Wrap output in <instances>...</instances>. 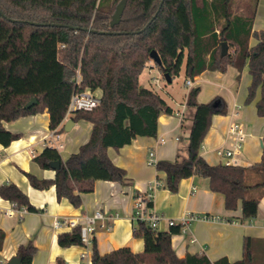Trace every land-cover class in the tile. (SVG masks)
<instances>
[{"label":"trees","instance_id":"1","mask_svg":"<svg viewBox=\"0 0 264 264\" xmlns=\"http://www.w3.org/2000/svg\"><path fill=\"white\" fill-rule=\"evenodd\" d=\"M121 1L0 0L1 145L8 147L22 138L5 128V123L21 118L48 113L50 129L58 130L78 87V74L81 90L101 95L98 107L71 116L74 122L92 124L89 140L77 152L64 160L58 150L46 147L34 158L43 170H52L51 164L60 162L55 177L26 173L34 189L53 187L58 201L67 200L75 209L84 205L82 196L94 192L97 181L130 182L125 169L109 158V148L120 150L139 137H157L160 116L176 111L159 93L140 83L154 61L153 51L162 61L156 64L159 72L168 74L172 82L183 69L187 82L207 70L225 73L233 66L241 73L247 68L251 83L245 104L255 102L258 116L264 118V30L254 29L258 0H248L251 13L239 15L233 13L234 0H127L120 23L112 27ZM224 42L229 46L226 56H222ZM199 92V87L191 89L186 100V109L192 111L186 158L158 161L155 167L166 175L171 192L176 193L184 179L203 177L212 192L224 196L226 209L235 210L242 202L240 222L253 220L264 197V148L261 161L247 167L209 164L201 155L202 144L212 118L226 115L227 105L219 97L201 104ZM33 99L37 104L26 109ZM0 197L30 213L41 212L14 183L0 186ZM136 224L133 235L144 239L142 252L122 247L101 254L94 239L92 264H211L205 255L177 256L172 236L181 233L180 226L159 232L147 223ZM81 238L78 225L61 233L58 244L83 246ZM4 242L5 232L0 229V252ZM244 242L241 261L230 263L223 258L215 264H264L263 241L246 237ZM18 251L21 264H33L37 247L32 242ZM56 264L66 262L57 259Z\"/></svg>","mask_w":264,"mask_h":264},{"label":"crops","instance_id":"2","mask_svg":"<svg viewBox=\"0 0 264 264\" xmlns=\"http://www.w3.org/2000/svg\"><path fill=\"white\" fill-rule=\"evenodd\" d=\"M255 43L252 39L251 45L254 46ZM146 69L149 72L157 70L161 75L153 62H150ZM250 83L251 76L247 69L240 73L230 66L225 73L207 70L196 77L192 88L184 93L183 102L173 94H168L171 103L165 101L176 111L172 115L160 116L157 137H139L131 145L120 150H108L111 161L125 169L130 182L122 185L97 181L94 192L82 196L84 205L80 209L73 208L67 200L58 201L53 187L45 191L34 189L26 176V173H31L39 178L55 177L54 170H43L34 161L46 148L44 141L52 132L49 127V114L43 113L5 123L7 130L22 134V138L8 147L0 144V186L16 184L41 212H27L22 218L7 217L0 213V229L5 232L0 260L7 263L17 256L21 245L32 242L37 247L33 264H56L57 259H63L66 264H92L93 243L88 247H61L58 244L59 235L70 230H56L54 221L57 218L82 221L86 215H92L98 210L106 216H117L112 223L107 221L113 226L111 231L100 229L94 235L101 254L122 247H128L136 253L142 252L144 239L133 235L137 227L133 221L135 197L145 195L154 183H159L160 186L153 193L151 210L164 217V221L159 225V232L171 229L167 220L179 222L188 215L197 217L188 224L185 233L172 236V247L178 257L205 255L211 264L223 258H227L230 263L241 261L246 237L261 240L264 244V197L261 198L257 217L240 222L242 202H238L235 210L226 209L224 196L212 192L209 181L203 177L193 176L182 180L176 193L167 189L166 175L158 172L155 165L149 164V153L155 152L156 162L186 158L192 111L184 106L190 90L199 87V103H210L219 97L227 105L226 115L218 114L212 118L210 130L201 148V155L205 160L211 165L221 163L216 151L227 145V130L231 123L236 121L248 132L239 157L240 165L247 167L260 162L264 148V118L258 116L255 102L245 104ZM68 120L69 118L65 119L58 129L59 142L64 146L59 153L64 160L77 152L79 147L89 140L92 132V124L78 121L74 122L71 131L64 137V126ZM161 139H164L165 143H160ZM8 206V201L0 197V209H6ZM84 253L86 258L83 260Z\"/></svg>","mask_w":264,"mask_h":264},{"label":"built area","instance_id":"3","mask_svg":"<svg viewBox=\"0 0 264 264\" xmlns=\"http://www.w3.org/2000/svg\"><path fill=\"white\" fill-rule=\"evenodd\" d=\"M154 63V61H152ZM155 64V63H154ZM156 65V64H155ZM81 74L77 76V89L73 93L70 107L68 108L65 119H71V116L77 111H92L98 107L101 103V95L90 89L81 90ZM188 88H192L193 80H188L186 82ZM186 107V105L184 106ZM237 115V114H236ZM52 131V130H51ZM248 137V132L245 127L236 121L232 122L227 130V145L222 148L217 149L216 153L221 159V163L227 166L230 165H240L239 157L244 148V143ZM60 135L58 130L52 131L45 139V147L54 148V150L63 149V144L60 142ZM164 139L160 140V143H165ZM34 154V152H32ZM35 155V154H34ZM149 164L155 165V152L151 151L149 153ZM159 183H154L145 195H136L134 202V215L133 221L147 223L150 228L158 230L159 225L164 221V217L151 211L152 207L149 203H153V193L159 187ZM9 203L8 208L0 209V213L3 216L22 218L24 214L28 211L24 207H19L17 203ZM117 216H106L102 211L98 210L92 215H86L82 221L74 219H55L54 228L56 230H71L78 225H81V239L84 247H88L93 243L94 235L98 229H104L106 231H111V223L116 219ZM197 217H192L190 215L183 217L179 222L175 220H167L170 227L180 226L181 232L185 233L188 224ZM110 221L111 223H107ZM86 258V254H82V259ZM0 264H6L4 260H0Z\"/></svg>","mask_w":264,"mask_h":264},{"label":"rangeland","instance_id":"4","mask_svg":"<svg viewBox=\"0 0 264 264\" xmlns=\"http://www.w3.org/2000/svg\"><path fill=\"white\" fill-rule=\"evenodd\" d=\"M233 13H238V15L250 14V2H248V0H234ZM254 26L255 29L258 31L264 30V0H258L257 16ZM140 83L144 87L159 93L168 103H171V99L168 94H173L178 100H180V102H183V96L185 95L184 93H186L187 89H189L186 86V77L184 69L180 76L175 78L173 84L167 83L164 77L160 75L157 70L149 72L148 69H145L140 77ZM97 93L100 94L99 92ZM67 134V131L63 132L64 137Z\"/></svg>","mask_w":264,"mask_h":264},{"label":"water","instance_id":"5","mask_svg":"<svg viewBox=\"0 0 264 264\" xmlns=\"http://www.w3.org/2000/svg\"><path fill=\"white\" fill-rule=\"evenodd\" d=\"M126 4H127V0H122L119 5L117 6L115 13L113 15V20L111 22V26L114 27L115 25L119 24L121 19H122V15L125 11L126 8ZM229 51V46L226 42L222 43V56H226L228 54ZM151 58L152 60H154V63L157 65H161L162 61L161 58L159 56V54L156 51H153L151 54ZM163 77H165L164 79L166 80L167 83H171V77H169L168 74L164 75ZM35 104H37V100L33 99L31 100L26 106V109L31 108L32 106H35ZM219 102L215 103V106H218ZM74 121L72 119H69L64 126V130L69 132L71 131L72 127L74 126ZM60 162H55L51 164V168L54 171H57L60 168ZM22 263V257L21 256H15L13 258H11L6 264H21Z\"/></svg>","mask_w":264,"mask_h":264}]
</instances>
